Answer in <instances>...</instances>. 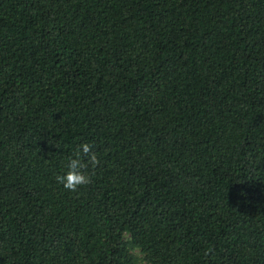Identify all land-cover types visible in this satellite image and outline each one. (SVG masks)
<instances>
[{
	"label": "trees",
	"instance_id": "1",
	"mask_svg": "<svg viewBox=\"0 0 264 264\" xmlns=\"http://www.w3.org/2000/svg\"><path fill=\"white\" fill-rule=\"evenodd\" d=\"M264 264V0H0V264Z\"/></svg>",
	"mask_w": 264,
	"mask_h": 264
},
{
	"label": "rangeland",
	"instance_id": "2",
	"mask_svg": "<svg viewBox=\"0 0 264 264\" xmlns=\"http://www.w3.org/2000/svg\"><path fill=\"white\" fill-rule=\"evenodd\" d=\"M133 252L136 254L138 264H148V263L144 260V255H143V253H142L140 250L135 249V250H133Z\"/></svg>",
	"mask_w": 264,
	"mask_h": 264
}]
</instances>
